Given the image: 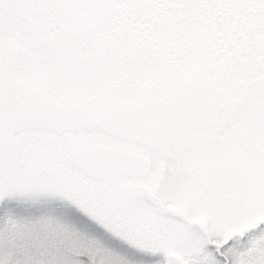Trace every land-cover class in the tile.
<instances>
[{"label": "snow or ice", "instance_id": "1", "mask_svg": "<svg viewBox=\"0 0 264 264\" xmlns=\"http://www.w3.org/2000/svg\"><path fill=\"white\" fill-rule=\"evenodd\" d=\"M0 264H264V0H0Z\"/></svg>", "mask_w": 264, "mask_h": 264}]
</instances>
